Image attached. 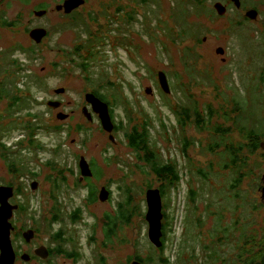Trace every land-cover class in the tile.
I'll list each match as a JSON object with an SVG mask.
<instances>
[{
  "label": "rangeland",
  "instance_id": "rangeland-1",
  "mask_svg": "<svg viewBox=\"0 0 264 264\" xmlns=\"http://www.w3.org/2000/svg\"><path fill=\"white\" fill-rule=\"evenodd\" d=\"M37 1L13 0L12 6L6 8L7 15L13 17L20 12L27 17ZM146 4L144 13L147 18L142 13L136 14L139 18L129 24L134 27L131 36L112 31L87 44L82 39V32L89 25L98 27L95 18L89 21V25L82 19L78 26L68 24L60 31L55 28L52 41L65 48L67 53L82 45V57L89 58L86 69L82 70L78 66V55L72 52L60 55L41 47L31 59L22 51H10L27 39L22 34L0 30V46L5 47L3 51L7 52V57L13 54L14 58L25 63L29 72L34 73L30 78L25 70L16 73L11 65H7L10 69L7 73L13 72L17 79L24 78L18 86L22 89L29 86L28 95L31 96L21 91L19 107L14 109L6 107L11 101L8 97V100H0V114H28L31 110L37 114H51L53 109L50 112L44 100L55 95L54 88L60 86L66 88V101H77L71 106L65 103L64 112L75 109L70 120L61 122L55 115L54 122L60 123V128L51 125L46 131L39 130L45 143L37 154L39 158H48L67 170L65 184L54 191L55 197L49 195L53 190L50 180L43 181L34 193L29 186V195L25 199V204L33 209L34 215L30 218L39 233L38 243L47 242L50 234L60 228V222L66 237L74 239L62 241L64 252L56 253V264H131L129 257L135 255L151 258L147 264H163L159 261L161 250L149 238V223L145 217L148 186L159 188L160 183L151 171L148 175L141 172L145 165L131 150L125 136L133 125L144 123L151 128L154 151L165 160L162 152L165 149L167 158L175 161L182 173L178 188L167 191L162 197V211H166L169 223L165 228L167 235L163 252L166 258L169 257L170 264H212L215 258H220L217 261L220 263L229 257L236 258L245 249H249V255L253 256L264 248V149L254 152L249 146H240L238 157L247 159L242 165L244 174L240 190H231L228 186L238 176V169H226L224 166L229 162L225 144L238 146L248 143L241 128H254L259 133L264 131V33L255 35V29L249 22L231 26L229 32L222 27V22L213 19L211 8L190 1H178L172 5V0H148ZM154 5H158L160 11ZM96 14L94 12L93 17ZM200 15L208 19L198 18ZM56 17L53 20H57ZM112 19L110 12L106 20ZM125 23L127 20L122 17L119 24ZM205 36L206 40H203ZM197 39L201 41L197 42ZM163 47L168 48L169 53ZM221 48L227 52V64H223L216 53ZM159 70L167 74L171 87L169 93L157 83ZM6 80L0 74V83ZM151 86L152 92H146V88ZM96 88L103 94L127 93L130 103H125L126 108L123 103L115 107L113 114L117 115V122L123 120V126L118 134L113 133V141L110 138L112 132L105 130L97 120L91 122L82 114V153L98 161L101 175L82 181L81 190L77 173V152L81 144V132L76 127L81 122L78 100L81 89ZM12 90L17 92L15 88ZM108 99L112 101L110 96ZM235 100L242 103L236 122L232 120ZM84 102L82 93V104ZM196 104L200 108L209 104L220 113L212 114L210 122L202 123H205L201 127L204 130L193 121H188L184 127L178 123L175 110L186 105L194 111ZM131 115L133 120L129 121ZM203 117L206 119L207 114ZM229 117L231 120L226 119ZM218 124L226 129V133L215 136L213 131ZM19 130L14 128L8 134L18 136ZM184 138L190 141L187 153H182ZM214 144L219 146L209 150ZM247 166H253V171L245 169ZM73 168L75 172L71 171ZM43 169L40 179L55 172L47 166ZM6 171L0 157V182L6 181L3 178ZM102 186L110 190L108 199L99 198ZM191 187L196 192L194 202L189 199ZM91 188L96 191L97 199L89 202ZM126 188H129L134 202L141 206L142 216L130 221L110 242L106 239L104 224L108 216L116 213L119 202L124 200ZM81 204L82 221L80 217L74 222L70 212ZM55 206L62 210V221L53 223L49 220ZM51 241L50 245L57 244ZM71 250L77 252L73 258L66 255Z\"/></svg>",
  "mask_w": 264,
  "mask_h": 264
},
{
  "label": "flooded vegetation",
  "instance_id": "flooded-vegetation-1",
  "mask_svg": "<svg viewBox=\"0 0 264 264\" xmlns=\"http://www.w3.org/2000/svg\"><path fill=\"white\" fill-rule=\"evenodd\" d=\"M147 1L148 0H76V2H80V4L72 9H69L70 5L68 7V3L65 4L66 0H38L32 11L28 13L27 17L25 16V14H21L20 12H17L15 16L11 17L7 15L6 8H10L12 6L13 0H0V30L6 29L9 32L22 34L27 39L25 43H21L19 40H16L20 42L21 45L14 46L10 51H22L28 56L29 54H31L32 58L34 57V54H38V49L40 50L41 47H47L50 52H58L60 55H68L72 52L75 55H78V58L80 59L78 66L79 64H82V67L79 66L82 70L83 68H85L86 64L82 62L83 59L86 58L82 57V46L77 45V47L74 48L75 50H70L69 53H67L65 48L59 47L58 44L55 45V42L52 41L55 37L54 34L56 33L55 28L59 31L63 30L65 25H68L71 21L75 23L74 25L78 26L81 23L82 19L86 20L89 25V21L95 18L98 27H92L89 25V27H87V30L84 33L82 32V35L84 36H82V39H85L87 44L92 42L95 38L100 37L103 33H110L112 31H119L123 34H128L131 36V33L134 31V27L130 26L129 24L134 21L136 17L139 18V16L136 14L142 13L143 15H145L144 11L145 6L147 5ZM178 1H190L194 2L195 5L207 6L211 8V11L213 12V19L216 20V22H222V27L229 32H231L229 30L231 26L235 27L236 25L249 22L255 29V35H262V33H264V0H172V5L178 4ZM154 7L156 10H158V5H154ZM94 12H96L97 14L93 17ZM110 12L113 19L107 21L106 19H108ZM55 16H57V20H53ZM122 17L127 20V23L119 24V21ZM140 17L144 18L143 16ZM146 18L147 17L145 15V19ZM198 18H205L206 20L208 19V17L204 15H200ZM36 29L46 30L45 35L42 37H40V35L34 36L32 32L34 30L36 31ZM37 32H40V30H37ZM34 34H36V32ZM203 40H206V36L203 38ZM9 45H11V43ZM4 48V46H0V74L8 79L10 73L7 72L10 69L7 68V65L9 64L13 67L16 73H18L20 70H25L26 76L33 78L34 73L29 72V69L27 67L25 68V63H21L19 58H14L13 54L8 58L7 52L3 51ZM222 50H224L225 53V49L222 48ZM224 53H217L219 56L218 58L219 60L224 62L223 64H227V52L225 54ZM53 66L57 67L55 65ZM63 69L65 68L63 67ZM2 72L4 74H2ZM11 73V77L14 81H16L18 86V83L22 82L24 78H21V76L19 79H17L13 75V72ZM5 82L0 83V100H8L6 98L8 97L11 101L7 102L6 107H9L10 109L18 108L19 101L21 99L20 92L22 91L25 94L27 92L28 95V91H30L29 86H26L24 89L18 86L17 88H15L17 91L16 93L8 94L7 91L3 88ZM158 82L159 80H157V83ZM58 88L65 87L60 86L54 88V91L56 93L55 95H51L46 99H42H45L44 102L47 103V108H49L48 110L50 112L53 109V113L51 114H37L33 110L29 111L28 114H0V128H2V132L0 133V157L2 158L4 165H6L7 170L6 174L3 177L4 179H6V181H1L0 187H6L7 190H11V193H9L8 195L5 191L3 193L4 197H1V199L4 200L6 196H8V201L13 206H15L12 209V214L9 218V222L12 224L10 231L12 250H10L9 248L7 249V258L8 255L10 256L11 252L14 251L15 258L13 264H56L55 260L56 258H58L56 252L57 250L62 249V241H64L65 239L71 241L74 240L71 237H66L64 232L65 230L61 227L62 222H60V228L56 232L50 234V236L47 238V242L43 241L38 243L36 240L39 233L30 218V215H34V213H32L33 209L30 207V205L25 204V199H27L29 195L27 191V189H29V186L31 191L34 193L42 185L43 181L50 180L51 186L59 185L60 187L61 184H65L67 180V177L65 175L67 173V170L60 168L58 166L59 164H57L55 161H52L48 158H39V155L37 154V152H40L43 149V143H45L44 140L40 137L39 130L46 131L51 125H57L56 128H60V123L54 122L55 115L58 118V113H66L64 112V109L66 108L65 103H68L69 106H71L72 102H77L75 100L66 101L64 99L66 88L63 93H58ZM96 90L97 88L95 90L89 89L87 91L81 89V97L78 100V102L81 104V114H79L81 122L76 127L81 132V144L80 150L77 152V173L78 182L81 185V190L82 181H90L96 174L95 169L99 168L97 164L98 161L96 159L87 158L86 154L82 153V114L91 122L93 120H97L99 123H101L99 113L94 110L92 104L86 100L85 96L86 93L92 92L101 100L103 99L102 97H106L107 101H110L108 97H111V94H103L102 92ZM82 93L86 101L83 104ZM48 101H58L61 102V104L58 107L53 108L48 105ZM84 109H87L91 117H88L84 114ZM74 112L75 109L71 108L70 112L66 113L68 114V116L65 119L58 118V120H60L61 122H64L68 119L70 120L75 115L73 114ZM77 115L78 114H76V116ZM115 122V128L111 134H118L117 126L119 125V122ZM4 125H6V127H4ZM17 127L20 128V134L15 137L9 136L8 132ZM10 137L12 138L10 139ZM58 146L60 147L61 145L59 144ZM131 150L136 154V156L139 158V161L143 165H147L143 153L136 152L132 148ZM33 151H35V154ZM23 152H25V154H22ZM162 152L164 153L165 161L168 160V154L166 150L164 149ZM35 155H37V158ZM82 156L85 157L89 167L92 170L91 176L82 174ZM140 156H143V160L140 159ZM171 157L173 156L171 155ZM44 166H47V168L50 170L52 168V170H54L55 172L45 174L43 175V178L40 179L39 177H41V174L44 172ZM69 168L70 165L68 167V170ZM38 169H40L41 171H38ZM72 172H75L74 168ZM57 188L53 189L51 194L49 193V195L54 196V191L57 190ZM79 209L80 216L78 218L81 217V219L79 220L82 221V204L81 206H79ZM78 218L71 219L76 222ZM49 222L54 223V221H52L51 219L49 220ZM51 239L52 243L55 242L58 245H50L49 241ZM76 253L77 252L75 251V254Z\"/></svg>",
  "mask_w": 264,
  "mask_h": 264
},
{
  "label": "trees",
  "instance_id": "trees-1",
  "mask_svg": "<svg viewBox=\"0 0 264 264\" xmlns=\"http://www.w3.org/2000/svg\"><path fill=\"white\" fill-rule=\"evenodd\" d=\"M69 24L70 26H73L75 23H73L72 21ZM200 41H201L200 39H197V42H200ZM163 49L167 53H169L168 48L163 47ZM91 54L92 53H90V55ZM29 57L32 58L31 54H29ZM88 59L89 58L86 57L83 59L82 62L86 63ZM79 66L82 67V64H79ZM83 69H86V68H83ZM11 76H12V73H10L8 79L3 85V88L7 91L8 94L13 93L12 89L18 87L16 81H14ZM38 83H40L39 78H38ZM111 97L113 99L112 101H107L106 97H102L103 98L102 100L108 103L110 115L115 124L116 123L115 121H118L117 115L113 114L115 112V107L119 103L120 104L123 103L124 105L125 103H130V99L127 93H124V94L123 93H120V94L112 93ZM233 102L235 103V107L232 108L233 111L231 110L232 114H234V118L232 117V120L236 122V114L238 111H241L242 103H240L237 100ZM125 108H126V105H125ZM201 109L203 111H201ZM175 112L179 117V120H178L179 125L184 127L186 126L188 121H193L199 128H201L205 124V123L202 124L203 122L207 121L206 123H208L212 120V114H220L219 110L218 111L214 110L209 104H206L205 107H202V108L199 107V104L198 105L196 104V108L194 111H192V109L189 106L183 105L180 107V109L175 110ZM203 114H207L206 119L203 117ZM228 114L230 113L228 112ZM226 119L231 120L230 117ZM132 120H133V117L131 115L129 116V121H132ZM121 126H123V120H120L119 125L117 126V131L120 130ZM150 129L151 128L149 124L147 123H144L142 125H133L130 131L126 132L125 136L128 140L129 147H131L136 152L143 153V156H145V161L147 162V165H145L146 167L144 166V169L142 167L143 170H141V172L148 175L147 173L151 171L156 176L157 180L160 183L159 189H160L161 197H163V195L166 194L167 191H172L173 188L175 189L178 188V186L180 185L181 179H182V176H181L182 173L179 170L178 165L175 161L169 158L168 160L165 161L162 159L160 154L154 151ZM201 129L204 130V128H201ZM221 129H222L221 125L219 124L216 125L213 131V134L215 136H219L222 133H226V129H222V130ZM241 131H242L243 138L248 139V143H244L243 145L239 143L240 145L238 146H235L232 143L229 145L225 144V149H224V151L229 156L228 157L229 162L224 164L225 168L227 169L228 167H231L233 170L234 168L238 169V176L234 178L231 183L228 184V186L230 187L229 189L231 190H234V189L240 190L241 176L244 174L242 170V165H244V162H246L247 160V159H240V157H238L239 153H241L239 150L240 146H243L244 148L249 146V149L251 151L253 150L254 152H256L257 149L258 150L264 149V139L262 138L264 137V131L259 133L258 131H256V129L254 128L248 129V127L246 128L245 126L241 128ZM189 144H190V141H188L187 138H184L182 142V153H187V146ZM218 146L219 144L210 145L209 150L210 149L214 150V148ZM242 149L243 148L241 147V151ZM143 156L142 157L140 156L141 160H143ZM247 167L248 168H245V169H248L249 171H253L252 169L253 166H247ZM95 170H96L95 176L100 177L101 172L99 168H96ZM262 179H264V177H262ZM57 187H59V185H53V189H56ZM148 187L150 188L152 186H148ZM58 189H60V187L57 188V190ZM128 189L129 188H126L125 198L123 201L119 202L116 213L112 217L108 216L107 220L105 221L104 233L106 235V239L110 242L117 236V232L119 230H122L124 226L128 225L130 221H132L137 216H142L141 206L134 202V198ZM263 189H264V185H263ZM195 195H196L195 189H193L192 187L189 188V199L191 202H194L196 200ZM52 197H55V195L54 196L52 195ZM88 197H89L88 198L89 202L95 201L97 199L96 191L91 188L90 192L88 193ZM59 210L60 208L57 206H55V208L52 209L51 211L52 221L57 222L58 220L59 221L62 220V217L60 215L61 210L60 211ZM79 211H80L79 208L74 209L73 211L70 212V217L74 219L78 218ZM162 212H163V217H164L162 220L163 245L159 247V250H161L159 261L163 262V264H170L169 257L166 258L163 252V248L166 242L165 237L167 235L165 228L166 226L169 225V223L167 222L168 215L165 210H163ZM250 247L251 245H248V248ZM63 252L64 250L62 248V249L57 250L56 253H63ZM249 253H250V250L245 249L242 252H240L236 258L229 257L228 259H224V260L222 259L223 261L220 263L217 262L220 258H215V262L212 264H264V248L261 249L258 253H254L253 256L249 255ZM66 255L69 258L73 257L75 255V250L67 251ZM129 259L131 261L138 259L139 261H141L142 264H147V262H149L151 258L149 257L142 258L139 255H135L133 257H129Z\"/></svg>",
  "mask_w": 264,
  "mask_h": 264
},
{
  "label": "water",
  "instance_id": "water-1",
  "mask_svg": "<svg viewBox=\"0 0 264 264\" xmlns=\"http://www.w3.org/2000/svg\"><path fill=\"white\" fill-rule=\"evenodd\" d=\"M69 0H66L67 4ZM80 2H76V0L70 5L69 9L74 8L77 6ZM37 30H40V32H37ZM44 29H36L32 32L34 36L40 35V37L45 35ZM36 32V34H34ZM217 53L223 54L224 50L222 48L220 50H217ZM158 80L161 88L166 93H169L171 91L170 84L167 78L166 72L163 70H160L158 72ZM65 91V88H58V93H63ZM146 92L150 93L152 92V86L146 88ZM86 100L90 102L96 112L99 113L101 124L105 130L108 132H112L115 128V124L111 118L110 112H109V106L106 102L101 100L99 97H97L94 93L88 92L86 93ZM61 104V102L58 101H48V105L50 107H58ZM84 114L88 117H91L90 113H88L87 109H84ZM68 116V114L60 112L58 113V118L65 119ZM111 140H114L113 134H110ZM82 164V174L83 175H92V170L88 165V162L86 161L85 157L82 156L81 159ZM4 191L7 192V195L11 193V190H7L6 187H0V194L2 195ZM110 195V190L106 186H102L101 190L99 191V198L101 200L108 199ZM263 197H264V189H263ZM146 200L148 209L146 212V219L149 223V230L148 235L150 240L158 247H161L163 245V232H162V218H163V212H162V197L160 193L159 188H149L146 191ZM15 206H13L8 201V196L4 200L0 197V264H13L14 262V251L11 252V255H8L7 258V249L9 248L12 250L11 246V239H10V231L12 224L9 222L10 215L12 214V209ZM9 250V251H10ZM131 264H142L141 261L138 259H135L131 262Z\"/></svg>",
  "mask_w": 264,
  "mask_h": 264
},
{
  "label": "bare ground",
  "instance_id": "bare-ground-1",
  "mask_svg": "<svg viewBox=\"0 0 264 264\" xmlns=\"http://www.w3.org/2000/svg\"><path fill=\"white\" fill-rule=\"evenodd\" d=\"M75 0H69V2H68V7H69V5H71L73 2H74ZM80 4V3H79ZM78 4V5H79Z\"/></svg>",
  "mask_w": 264,
  "mask_h": 264
}]
</instances>
